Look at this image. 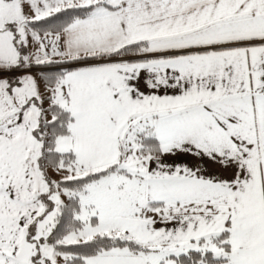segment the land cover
Wrapping results in <instances>:
<instances>
[{"label":"snow or ice","instance_id":"6c2138e0","mask_svg":"<svg viewBox=\"0 0 264 264\" xmlns=\"http://www.w3.org/2000/svg\"><path fill=\"white\" fill-rule=\"evenodd\" d=\"M0 264H264V0H0Z\"/></svg>","mask_w":264,"mask_h":264}]
</instances>
